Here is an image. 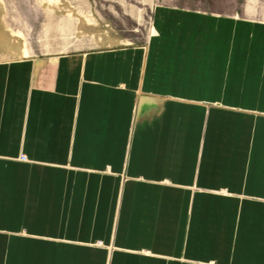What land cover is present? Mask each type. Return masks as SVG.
Segmentation results:
<instances>
[{
	"label": "crops",
	"instance_id": "0c3cea01",
	"mask_svg": "<svg viewBox=\"0 0 264 264\" xmlns=\"http://www.w3.org/2000/svg\"><path fill=\"white\" fill-rule=\"evenodd\" d=\"M247 12L160 3L142 43L0 60V264H264Z\"/></svg>",
	"mask_w": 264,
	"mask_h": 264
},
{
	"label": "rangeland",
	"instance_id": "374dc122",
	"mask_svg": "<svg viewBox=\"0 0 264 264\" xmlns=\"http://www.w3.org/2000/svg\"><path fill=\"white\" fill-rule=\"evenodd\" d=\"M160 3L264 18V0H0V60L142 43Z\"/></svg>",
	"mask_w": 264,
	"mask_h": 264
},
{
	"label": "built area",
	"instance_id": "2783aa9c",
	"mask_svg": "<svg viewBox=\"0 0 264 264\" xmlns=\"http://www.w3.org/2000/svg\"><path fill=\"white\" fill-rule=\"evenodd\" d=\"M22 158H23V159H26V157H25V156H22Z\"/></svg>",
	"mask_w": 264,
	"mask_h": 264
}]
</instances>
